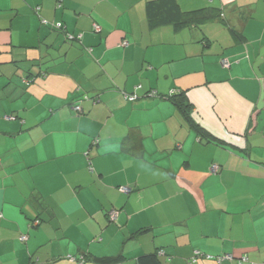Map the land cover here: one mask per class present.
Instances as JSON below:
<instances>
[{
	"label": "crops",
	"instance_id": "1",
	"mask_svg": "<svg viewBox=\"0 0 264 264\" xmlns=\"http://www.w3.org/2000/svg\"><path fill=\"white\" fill-rule=\"evenodd\" d=\"M147 1L0 0V264H264V0Z\"/></svg>",
	"mask_w": 264,
	"mask_h": 264
},
{
	"label": "trees",
	"instance_id": "2",
	"mask_svg": "<svg viewBox=\"0 0 264 264\" xmlns=\"http://www.w3.org/2000/svg\"><path fill=\"white\" fill-rule=\"evenodd\" d=\"M146 8H147V15L151 27H156L163 23H173L175 28H181L183 25L187 24V21L182 20L183 13L176 0H149L147 1ZM216 13L219 14L218 11ZM61 27L63 26L61 25ZM169 96L173 100V102L176 105H178L187 114L190 106L187 101L186 94L184 92H174ZM189 121H191L192 126H195L197 128L199 133L204 134L203 132L205 131L200 125L193 122L192 119L191 120L189 119ZM144 231H147V229H142L139 232H144ZM94 259L99 263L112 264V263L121 262L124 259V256L118 255L111 257H95ZM133 264H165V263L162 261L158 251H154L151 253H145L140 255Z\"/></svg>",
	"mask_w": 264,
	"mask_h": 264
},
{
	"label": "built area",
	"instance_id": "3",
	"mask_svg": "<svg viewBox=\"0 0 264 264\" xmlns=\"http://www.w3.org/2000/svg\"><path fill=\"white\" fill-rule=\"evenodd\" d=\"M58 26H61V24H59ZM94 28L96 29V30H99L100 29V26L98 25V24H94ZM223 64L224 65H229V62L226 60V59H224L223 61ZM172 93H174V91H171V93L170 94H172ZM129 99H131V100H134V99H136V96H134V95H131V96H129ZM75 108L77 109V110H80L81 108H80V106H75ZM213 169L216 171V170H218V166L217 165H213ZM121 191H123V192H130L131 190H132V188L131 187H129V186H121ZM117 216H118V211L117 210H115V209H113V210H111L110 212H109V217H110V219H112V220H115L116 218H117ZM24 239L26 238V236L25 237H23ZM223 259H234V256H233V254H231V253H225V254H223L222 256H219L218 257V260L220 261V260H223ZM247 258L244 256V257H242V258H240L239 259V261L241 262V261H244V260H246Z\"/></svg>",
	"mask_w": 264,
	"mask_h": 264
}]
</instances>
